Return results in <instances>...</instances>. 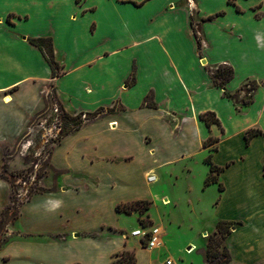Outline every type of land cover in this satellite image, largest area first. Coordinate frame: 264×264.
<instances>
[{
  "label": "crops",
  "instance_id": "obj_1",
  "mask_svg": "<svg viewBox=\"0 0 264 264\" xmlns=\"http://www.w3.org/2000/svg\"><path fill=\"white\" fill-rule=\"evenodd\" d=\"M41 36L53 38L56 77L30 41ZM220 64L234 69L229 93L258 84L251 102L240 108L213 83L208 68ZM49 88L86 118L53 146L54 173L19 204L0 264H122L127 252L133 264H183L168 238L185 181L196 220L242 221L228 237L229 264H264V0H0V211L12 195L3 167H22V156L6 162L5 153L27 134ZM208 111L220 124L206 123ZM250 129L262 133L248 141ZM209 156L222 170L206 185ZM144 200L143 223L163 230L160 248L130 235L135 211L117 209ZM206 228L191 220L184 230Z\"/></svg>",
  "mask_w": 264,
  "mask_h": 264
},
{
  "label": "rangeland",
  "instance_id": "obj_2",
  "mask_svg": "<svg viewBox=\"0 0 264 264\" xmlns=\"http://www.w3.org/2000/svg\"><path fill=\"white\" fill-rule=\"evenodd\" d=\"M196 16L195 13L192 17L193 30L197 31V35L201 39L200 27L195 20L197 19ZM255 90L249 88L239 92V96L241 95V97L238 96L235 100L239 102L240 108L243 106V102L249 103L252 101ZM58 103L53 89L49 88L47 99L41 111L32 118L27 134L21 136L17 144L8 148L5 153L6 162L11 158L22 156V167L14 171L8 167L5 173L8 176H12L11 174H13L15 187L14 190L12 188V195L15 196L17 203L26 200L35 192L45 190V187L41 184V180L54 173L50 165L49 156L53 146L64 136L61 134V130L64 127L61 110L59 109L56 112L54 109L56 105L59 106ZM2 173H4L3 170ZM178 187L179 189H176V194L179 199V210L171 214V220L176 226L177 233L168 238L171 239L170 247H172V251L177 253V257L181 258L183 264H204V255L201 253V249L206 246L209 236L214 233L215 227H211V222L209 221L211 219L207 216H200V219L196 220L198 218L194 216L188 207L187 181L181 183ZM154 210V212H157L158 209L156 210L155 208ZM159 210L162 213L167 212L163 207H159ZM145 213H140L138 210L135 211L133 216L127 217V225L133 227L137 224L136 226L141 227L139 219L145 218ZM191 220L194 224H199L207 228L200 233L196 229L192 232L190 230H184V227L189 225ZM14 222L7 226L4 234L0 233V238L5 241L3 244L8 242L14 236V233H16V225ZM223 244L228 245V239L224 240ZM192 245L195 246L191 250H188L187 247Z\"/></svg>",
  "mask_w": 264,
  "mask_h": 264
},
{
  "label": "trees",
  "instance_id": "obj_3",
  "mask_svg": "<svg viewBox=\"0 0 264 264\" xmlns=\"http://www.w3.org/2000/svg\"><path fill=\"white\" fill-rule=\"evenodd\" d=\"M229 1L232 2L233 0H229ZM211 18H213V16L208 17V19ZM194 33L197 39L198 46L201 47V39L197 35V31L194 30ZM30 41L31 43L38 46L45 53V56L51 66L53 76L54 77L58 76L60 74L61 65L55 57L52 36H41L37 38H30ZM208 70L213 83L223 88L225 91V95L227 97L232 99L238 98L239 96L238 92L229 93L228 91H226V84L234 76V69L232 66H230L229 64H220L216 68H208ZM244 86L241 88V90H247L249 88L256 89L258 87V84L255 81H250L247 82ZM243 103L247 104L246 102ZM59 109L61 110V117L63 119V124H64V127L61 130L62 135L68 134L71 131L78 129L83 125L84 120L82 118V113H78L76 115L70 114L60 104H59ZM102 111L103 109H100L93 113H87V116L95 117ZM201 117L206 121V123L209 126L213 123L220 124V120L214 112H210V111L205 112L201 115ZM260 133L262 132L259 129H250L246 133V138L248 141H250L252 137ZM211 141L212 139L206 140L204 143L205 146L209 145ZM206 162L209 163L211 166V171L205 181L206 185H209L211 183L218 181L217 175L222 170V167L215 165L211 161V156L206 158ZM6 171H7V167L6 165H4L3 167L4 173H2L1 176L10 182L14 190L15 187L14 177L13 175L12 176L5 175ZM220 188L223 189L222 185H220ZM19 204L20 203H17L15 196L11 195V202L0 211L1 234H4L6 232L7 226L13 221H15V219L17 218ZM149 207H150V202L144 200V201H136L132 203L119 204L117 206V209L119 211H124L126 213H132L133 211H137V210L140 211V213H144L149 209ZM141 222L142 223L144 222L143 218H141ZM238 224H242V221L221 219L217 222L214 233L209 236L208 242L205 246V250H204L205 264H229L231 262L232 260L231 251L227 244H223V241L228 239L229 235L231 234V228ZM4 242L5 241L0 238V248ZM120 261L122 264H133L134 258L129 252H127L122 255Z\"/></svg>",
  "mask_w": 264,
  "mask_h": 264
},
{
  "label": "built area",
  "instance_id": "obj_4",
  "mask_svg": "<svg viewBox=\"0 0 264 264\" xmlns=\"http://www.w3.org/2000/svg\"><path fill=\"white\" fill-rule=\"evenodd\" d=\"M55 111H59V106H55ZM83 118H86V115H83ZM154 175L149 176L150 181L155 180ZM130 235L139 237L141 240L146 242L147 247L151 249L160 248L164 245L163 242V230L155 224L151 223H142L141 227L135 228L131 231ZM166 264H174L173 259L169 257L166 260Z\"/></svg>",
  "mask_w": 264,
  "mask_h": 264
},
{
  "label": "bare ground",
  "instance_id": "obj_5",
  "mask_svg": "<svg viewBox=\"0 0 264 264\" xmlns=\"http://www.w3.org/2000/svg\"><path fill=\"white\" fill-rule=\"evenodd\" d=\"M155 180H156V178H155Z\"/></svg>",
  "mask_w": 264,
  "mask_h": 264
},
{
  "label": "water",
  "instance_id": "obj_6",
  "mask_svg": "<svg viewBox=\"0 0 264 264\" xmlns=\"http://www.w3.org/2000/svg\"><path fill=\"white\" fill-rule=\"evenodd\" d=\"M204 62H205V60H204Z\"/></svg>",
  "mask_w": 264,
  "mask_h": 264
}]
</instances>
